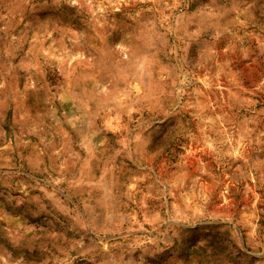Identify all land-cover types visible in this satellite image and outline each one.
Here are the masks:
<instances>
[{
    "label": "rangeland",
    "instance_id": "374dc122",
    "mask_svg": "<svg viewBox=\"0 0 264 264\" xmlns=\"http://www.w3.org/2000/svg\"><path fill=\"white\" fill-rule=\"evenodd\" d=\"M0 264H264V0H0Z\"/></svg>",
    "mask_w": 264,
    "mask_h": 264
}]
</instances>
